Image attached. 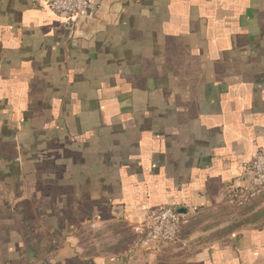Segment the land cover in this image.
Wrapping results in <instances>:
<instances>
[{
    "label": "crops",
    "instance_id": "0c3cea01",
    "mask_svg": "<svg viewBox=\"0 0 264 264\" xmlns=\"http://www.w3.org/2000/svg\"><path fill=\"white\" fill-rule=\"evenodd\" d=\"M92 1L0 0V264H264L253 227L179 261L80 248L227 209L264 149V0Z\"/></svg>",
    "mask_w": 264,
    "mask_h": 264
},
{
    "label": "rangeland",
    "instance_id": "374dc122",
    "mask_svg": "<svg viewBox=\"0 0 264 264\" xmlns=\"http://www.w3.org/2000/svg\"><path fill=\"white\" fill-rule=\"evenodd\" d=\"M123 223L111 222L102 228H83L78 234L82 251L97 255H116L122 252L147 251L140 245L137 229ZM245 227L264 228V194L243 207L231 204L227 209L204 214L188 221L177 239L152 252L167 260L179 261L194 255L203 247L217 246ZM139 244V247H136ZM150 250V249H149Z\"/></svg>",
    "mask_w": 264,
    "mask_h": 264
},
{
    "label": "built area",
    "instance_id": "2783aa9c",
    "mask_svg": "<svg viewBox=\"0 0 264 264\" xmlns=\"http://www.w3.org/2000/svg\"><path fill=\"white\" fill-rule=\"evenodd\" d=\"M49 9L59 15L79 20L92 15L96 7L92 0H48ZM238 184L228 189V200L236 207H243L264 194V149L259 150L251 163L244 168ZM186 219L175 209L164 207L149 213L144 225L137 229L142 237L140 245L155 250L175 241ZM136 244V247L140 246Z\"/></svg>",
    "mask_w": 264,
    "mask_h": 264
}]
</instances>
